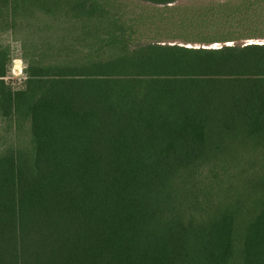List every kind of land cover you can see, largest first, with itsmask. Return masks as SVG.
Returning <instances> with one entry per match:
<instances>
[{
  "label": "trees",
  "instance_id": "obj_1",
  "mask_svg": "<svg viewBox=\"0 0 264 264\" xmlns=\"http://www.w3.org/2000/svg\"><path fill=\"white\" fill-rule=\"evenodd\" d=\"M122 1L0 0V264H264V0Z\"/></svg>",
  "mask_w": 264,
  "mask_h": 264
},
{
  "label": "rangeland",
  "instance_id": "obj_2",
  "mask_svg": "<svg viewBox=\"0 0 264 264\" xmlns=\"http://www.w3.org/2000/svg\"><path fill=\"white\" fill-rule=\"evenodd\" d=\"M124 4L129 5L130 7H132L135 10L138 11H142L145 8V5H147L145 2L140 1V0H123L122 1ZM9 34L5 35L4 39L11 45V51H12V62L9 65V71L8 74L6 76V80L12 84L13 86L19 87L25 77V74L23 72V67H24V61L21 58V47H20V43L17 40L14 39H10L9 40ZM160 37L162 39H166V40H171V36L168 34V32H165L163 34H160ZM251 41V40H247L246 42ZM252 41L255 42H264V39H253ZM176 42L184 44L183 40L181 39H177ZM170 43H172V41H170ZM231 43V42H230ZM198 45V43H196ZM220 43H214L211 46H220ZM4 125L1 124L0 122V144L9 138V135L7 134V132L5 131V129L3 128ZM13 135V134H12Z\"/></svg>",
  "mask_w": 264,
  "mask_h": 264
},
{
  "label": "water",
  "instance_id": "obj_3",
  "mask_svg": "<svg viewBox=\"0 0 264 264\" xmlns=\"http://www.w3.org/2000/svg\"><path fill=\"white\" fill-rule=\"evenodd\" d=\"M251 42H255V41H252V40H251Z\"/></svg>",
  "mask_w": 264,
  "mask_h": 264
}]
</instances>
